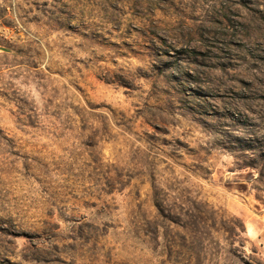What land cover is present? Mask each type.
I'll return each instance as SVG.
<instances>
[{"label":"rangeland","instance_id":"rangeland-1","mask_svg":"<svg viewBox=\"0 0 264 264\" xmlns=\"http://www.w3.org/2000/svg\"><path fill=\"white\" fill-rule=\"evenodd\" d=\"M0 264H264V0H0Z\"/></svg>","mask_w":264,"mask_h":264},{"label":"water","instance_id":"water-1","mask_svg":"<svg viewBox=\"0 0 264 264\" xmlns=\"http://www.w3.org/2000/svg\"><path fill=\"white\" fill-rule=\"evenodd\" d=\"M0 50H2V48H0Z\"/></svg>","mask_w":264,"mask_h":264}]
</instances>
